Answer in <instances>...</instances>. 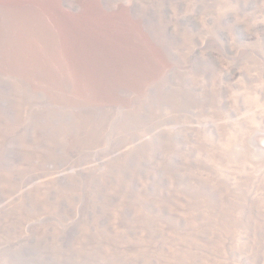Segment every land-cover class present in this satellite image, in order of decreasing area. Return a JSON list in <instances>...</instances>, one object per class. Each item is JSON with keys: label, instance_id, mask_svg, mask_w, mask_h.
<instances>
[{"label": "rangeland", "instance_id": "1", "mask_svg": "<svg viewBox=\"0 0 264 264\" xmlns=\"http://www.w3.org/2000/svg\"><path fill=\"white\" fill-rule=\"evenodd\" d=\"M156 2L186 20V68L137 108L88 122L0 73V264H227L251 233L264 0Z\"/></svg>", "mask_w": 264, "mask_h": 264}, {"label": "bare ground", "instance_id": "2", "mask_svg": "<svg viewBox=\"0 0 264 264\" xmlns=\"http://www.w3.org/2000/svg\"><path fill=\"white\" fill-rule=\"evenodd\" d=\"M159 4L156 0H0V73L35 92L53 95L55 104L73 109L88 122L137 108L186 68V20L170 16L168 8ZM179 23L184 26L182 35L174 29ZM255 130L252 137L264 134L260 132L264 125ZM253 141L254 161L264 165V144ZM251 184V233L236 235L226 250L215 254L229 260L227 264H264V171L253 176ZM4 200L0 196V202Z\"/></svg>", "mask_w": 264, "mask_h": 264}]
</instances>
